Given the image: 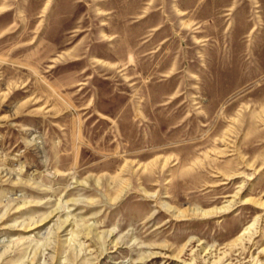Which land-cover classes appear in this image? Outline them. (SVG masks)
I'll return each mask as SVG.
<instances>
[{"label": "rangeland", "instance_id": "rangeland-1", "mask_svg": "<svg viewBox=\"0 0 264 264\" xmlns=\"http://www.w3.org/2000/svg\"><path fill=\"white\" fill-rule=\"evenodd\" d=\"M263 246L264 0H0V264Z\"/></svg>", "mask_w": 264, "mask_h": 264}, {"label": "bare ground", "instance_id": "bare-ground-1", "mask_svg": "<svg viewBox=\"0 0 264 264\" xmlns=\"http://www.w3.org/2000/svg\"><path fill=\"white\" fill-rule=\"evenodd\" d=\"M204 213H206V212H204ZM254 224H255L254 222H251L246 227H244L242 229V231L240 232L239 236L237 237V239L234 242L230 243L228 245V248H226V249L227 250L228 249L231 250L232 248H234L235 246H237L239 243L246 241L247 238L251 235V232H252V229L254 227ZM216 250H218L222 255L218 259H216V260H209L208 259L207 260V264H218V263H220L222 261L224 263V260L226 259L225 257H227L228 252L226 250H224V251L221 252L220 250H222V248H220V249L217 248ZM260 252H264V246L259 250V253ZM254 260H255V263L256 264H263L261 262V259H260V257L258 255L254 256ZM228 264H229V262H228ZM230 264H232V263H230Z\"/></svg>", "mask_w": 264, "mask_h": 264}]
</instances>
